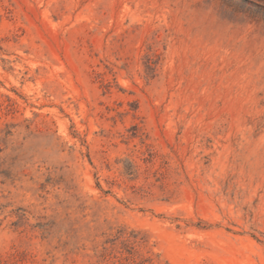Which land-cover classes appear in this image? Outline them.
<instances>
[{
    "label": "rangeland",
    "instance_id": "rangeland-1",
    "mask_svg": "<svg viewBox=\"0 0 264 264\" xmlns=\"http://www.w3.org/2000/svg\"><path fill=\"white\" fill-rule=\"evenodd\" d=\"M0 264H264V0H0Z\"/></svg>",
    "mask_w": 264,
    "mask_h": 264
}]
</instances>
